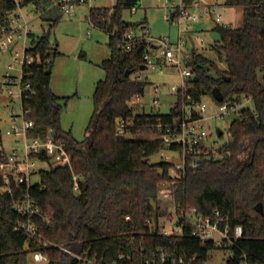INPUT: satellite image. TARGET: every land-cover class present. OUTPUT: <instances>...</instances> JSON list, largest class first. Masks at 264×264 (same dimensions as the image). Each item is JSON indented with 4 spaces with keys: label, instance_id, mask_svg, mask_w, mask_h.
I'll return each mask as SVG.
<instances>
[{
    "label": "trees",
    "instance_id": "1",
    "mask_svg": "<svg viewBox=\"0 0 264 264\" xmlns=\"http://www.w3.org/2000/svg\"><path fill=\"white\" fill-rule=\"evenodd\" d=\"M140 0H116L112 7L90 10L93 26L109 34L110 56L100 63L105 77L98 81L93 94L94 111L83 140L62 131L60 114L68 97L57 95L51 88L54 58L58 51L50 33L32 36L27 54L35 62L22 66L24 82L31 89L23 96L22 105L30 110L35 123L33 134L46 136L50 131L61 133L68 140L73 171L81 175L79 191L74 190L73 171L55 166L40 172V185L31 193L42 212L35 219L45 240L63 244L105 264H141L164 253L169 262L207 264L216 249L213 240L203 241L192 234L189 225L180 235H165L148 221L167 214L161 207L160 189L167 185L173 192L175 209L195 208L205 216L220 211L232 228L242 225L244 236L238 246H230L227 264H240L247 255L252 261L264 263V0H225V5L242 6V26L217 24L220 45H215L221 68L211 58L194 53L192 90L197 99L210 96L219 88L225 101L250 97L254 112L243 110L249 120L236 118L229 139L219 146L220 156L213 157L196 171L181 178L169 174L166 162L150 164L149 158L164 148V142L150 124L156 114L141 113L129 104L136 95H144L148 80H135L140 71L145 43L133 50L124 48L123 40L136 23L123 18V12L137 6ZM49 0H0V30L9 25V14L18 7L34 4L47 7ZM191 3L192 0H186ZM61 12L60 8L52 12ZM55 22L56 18H52ZM132 70L127 77L126 71ZM215 100V99H214ZM216 101V100H215ZM217 102V101H216ZM133 116L132 134H153L150 137L127 139L117 134L120 120ZM164 119L168 118L166 115ZM221 138H224L222 136ZM0 134V144H2ZM6 151L0 148V160ZM0 264H27L30 253L40 248L35 241L14 230L19 216L13 210L11 197L1 194ZM154 201L155 204L152 203ZM261 204L262 210L256 209ZM227 248L225 245L223 246ZM48 264H80L59 248L46 249ZM119 255L123 259L119 260Z\"/></svg>",
    "mask_w": 264,
    "mask_h": 264
},
{
    "label": "built area",
    "instance_id": "2",
    "mask_svg": "<svg viewBox=\"0 0 264 264\" xmlns=\"http://www.w3.org/2000/svg\"><path fill=\"white\" fill-rule=\"evenodd\" d=\"M19 3L20 0H13ZM93 0H49L47 7L43 5L36 6L34 12H39L41 15L47 13L50 9L60 8L61 11L71 13L76 5L92 7ZM225 3L217 1H202L192 0L191 3L186 0H180L179 4L173 3L170 7L172 9L173 17L182 25V21L186 23H197L203 19L215 17L217 24L223 26H231L224 23L221 8H224ZM21 7L9 14V25L3 26L0 30V52L5 51L14 42L15 36L26 40L30 34V21L25 18V15L18 13ZM191 9L192 11H190ZM132 13L137 11V6H133ZM169 19V17H167ZM188 31V28L180 29L179 40L175 43L171 42L166 36L154 37L151 35L150 29L146 25L139 24L128 30L126 33L123 45L127 51L133 50L138 44L145 43V49L142 53V61L145 66L143 71L163 73L165 67H175L178 69L179 81L170 88V93L177 96V101L172 110L168 114L159 112L161 106L159 98L154 99L152 105L155 112H147L142 98L145 95H134L129 104L136 108L141 113H152L158 116L157 120L150 124V126L157 130V133L164 142V148L170 149L174 155L166 156L164 162L170 165L169 174L174 178H181L186 175L188 171L199 170L204 163L213 157L219 156L218 148L223 143L213 137V131L205 127V121L217 117L224 118L226 115H233L234 118H242L249 120L250 116L242 114L245 109L254 112V109L243 106L244 100L252 101L250 97H243L240 101H233L225 99L222 102H217L219 112L207 116L208 105L204 101L205 97L197 99L190 92L192 90L191 78L193 72V57L194 53L186 52L187 42L183 39V33ZM24 51L23 64L25 62H35L36 58ZM18 56L19 53L17 52ZM18 61V59H16ZM22 64V66H23ZM11 67V66H9ZM7 81L12 84L15 78L7 72ZM133 79L143 81L146 80L141 75ZM21 85V106L22 114L16 115L14 108L13 124L7 131L8 135L15 138V142L11 150L6 152L2 160H0V176L2 178L1 194L11 197L13 201V210L20 217L14 224V230L24 234L28 241H35L40 245V248L30 253L33 259L37 262H45L48 264L49 256L46 249L49 247L59 248L60 250L75 257L80 264H105L86 253H79L63 244L52 243L43 238L39 226L35 219L42 217V212L34 196L31 193L33 186L40 185L41 180L37 183L32 182L34 175L39 174L42 170L37 168V161H44L49 163L50 168L55 166L69 167L73 171L72 155L68 150V140L61 133L50 131L46 136L34 135L33 130L35 123L29 119L30 110L22 105L23 96L31 89V84L24 82L23 70L20 77ZM158 91V87L155 88ZM10 97H15L12 90L9 91ZM166 115V119L163 116ZM19 116V117H18ZM18 118L22 119V124L18 125L16 122ZM136 117L125 120H120L117 126V134L126 135L130 128L135 125ZM230 124V126H231ZM229 126V128H230ZM218 130V128H216ZM218 134V132H217ZM230 136V133H228ZM49 168V169H50ZM81 175L73 171L74 190L79 191V179ZM167 189V193L165 192ZM162 195H169L172 197L173 192L167 185H162L160 189V197ZM177 224L174 229L161 232L165 235H180L185 226L189 225L192 229V234L195 237L201 238L203 241L211 240L209 237L213 232H218L223 235L225 246L237 247L240 239L244 236V228L242 225H237L234 228L230 226L227 219L220 211H215L214 216H205L195 208L175 209ZM3 207L0 204V216L2 215ZM152 226V221H148ZM214 241V240H213ZM215 242V241H214ZM216 243V242H215ZM119 260L123 259V255H119ZM113 264H118L116 261ZM141 264H177L176 262H169L164 253L154 256L151 259H144ZM183 264V261L180 262ZM240 264H260L252 261L247 255L241 257ZM264 264V263H261Z\"/></svg>",
    "mask_w": 264,
    "mask_h": 264
},
{
    "label": "rangeland",
    "instance_id": "3",
    "mask_svg": "<svg viewBox=\"0 0 264 264\" xmlns=\"http://www.w3.org/2000/svg\"><path fill=\"white\" fill-rule=\"evenodd\" d=\"M202 1L225 2V0ZM115 3L116 0H93L92 7H112ZM173 3L179 4L180 0H140L137 4V11L132 13L130 9L125 10L123 18L133 23L141 21L142 25H146L150 29L152 36H166L173 43L179 40L180 29L186 30L188 28V31L183 33V39L187 42L186 52L194 50L196 53H201L216 61L221 68H225V61L220 60L218 52L214 49V46L220 45V42L211 36V29L217 26L215 17L190 24L182 21L181 25L173 17L170 7ZM35 9L36 6L31 3L18 10V13L25 15V18L30 21V34L26 44L23 38L15 36L14 42L9 48L0 52V134L3 139L0 148L6 152L11 150L15 142V138L7 134L13 124L12 108H14L16 115L22 114L19 80L22 74L24 51L26 47L31 46L32 36H40L49 32L52 45L58 51L54 58L51 88L56 94L68 97L66 106L60 114V126L63 132L70 134L77 140H83L86 136V128L94 111L93 94L98 81L105 77V72L100 67V63L110 55V49L107 46L108 35L92 25L89 18V6L76 5L71 13L59 11L44 15L34 12ZM221 13L224 23L226 22L233 27L244 24L245 16L242 6L227 5L221 8ZM52 18H56L55 22ZM17 52L19 53L18 56L16 55ZM7 72H10L15 78L12 84L7 81ZM178 73L179 71L175 67H165L163 73L138 71L131 75L132 78L141 75L149 81L142 98L147 112H155L152 107L155 98L160 100V113L168 114L171 112L177 101V96L170 93V88L179 81ZM156 87H158V91L155 90ZM10 90L14 92L15 97L13 99L10 97ZM204 101L208 105L207 116L219 112L218 104L212 97L206 96ZM243 106L254 109L253 101L244 100ZM233 118V115H226L224 118L216 116L204 123L208 130L215 132L213 135L215 139H218L216 128H220L224 132V138H219L220 141H223V139L230 137L228 135L229 126ZM16 123L21 125L22 119L18 118ZM151 135L153 136L149 131L147 134L128 133L125 136L127 139H135L150 137ZM173 155L174 153L170 149L162 148L149 158V163L159 164L163 162L166 156ZM37 168L48 170L50 165L44 161H37ZM39 180V174L32 178L33 183H37ZM167 192L165 189L164 193ZM161 199V207L167 210V214L161 216L158 221L153 219L152 227L158 226L161 232H166L174 229L177 224L176 210L171 196L162 195ZM209 239L214 240L217 247L212 252L207 264H227L231 249L223 247L225 245L223 235L213 232ZM27 264L47 263L37 262L29 255Z\"/></svg>",
    "mask_w": 264,
    "mask_h": 264
},
{
    "label": "water",
    "instance_id": "4",
    "mask_svg": "<svg viewBox=\"0 0 264 264\" xmlns=\"http://www.w3.org/2000/svg\"><path fill=\"white\" fill-rule=\"evenodd\" d=\"M137 24H139V22H137ZM211 36H212V38L214 40L219 41V42L221 41L220 32H218V31H212L211 32ZM140 69L141 70H144L145 69V66L144 65H141ZM132 73H133L132 70H127L126 71V76L129 77ZM212 95H213L214 99L217 102H222L224 100V95H223V93L221 92V90L219 88H215L213 90V92H212ZM217 132H218V135L219 136H222L223 135V131L220 128H218ZM152 203L155 204L154 201H152ZM256 209H257V211L260 212L262 210L261 204H257Z\"/></svg>",
    "mask_w": 264,
    "mask_h": 264
},
{
    "label": "crops",
    "instance_id": "5",
    "mask_svg": "<svg viewBox=\"0 0 264 264\" xmlns=\"http://www.w3.org/2000/svg\"><path fill=\"white\" fill-rule=\"evenodd\" d=\"M54 9H56V8H53V9H50L47 13L49 14L52 10H54ZM90 14V13H89ZM139 22V24H142V22L141 21H138ZM136 24H137V22H136ZM139 24H137V25H139ZM95 27V26H94ZM98 28V27H97ZM100 30H102V31H104L103 29H101V28H99ZM213 31V28L211 29V32ZM104 32H106V31H104ZM107 33V32H106ZM107 35H108V40H109V34L107 33ZM108 40H107V46H108ZM110 56V55H109ZM58 95V94H57ZM59 96H61V95H59ZM63 96V95H62ZM65 97V96H64Z\"/></svg>",
    "mask_w": 264,
    "mask_h": 264
}]
</instances>
